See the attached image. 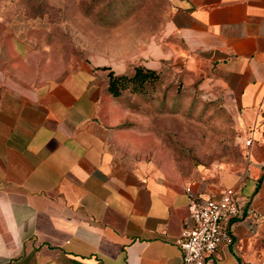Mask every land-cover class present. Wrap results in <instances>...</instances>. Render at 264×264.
<instances>
[{
	"label": "crops",
	"instance_id": "0c3cea01",
	"mask_svg": "<svg viewBox=\"0 0 264 264\" xmlns=\"http://www.w3.org/2000/svg\"><path fill=\"white\" fill-rule=\"evenodd\" d=\"M171 4L181 53L236 113L245 164L215 179L138 165L104 117L110 64L71 57V0H0V264H181L188 189L228 186L233 241L206 264H264V0Z\"/></svg>",
	"mask_w": 264,
	"mask_h": 264
},
{
	"label": "rangeland",
	"instance_id": "374dc122",
	"mask_svg": "<svg viewBox=\"0 0 264 264\" xmlns=\"http://www.w3.org/2000/svg\"><path fill=\"white\" fill-rule=\"evenodd\" d=\"M67 9L73 59L109 63L118 72L161 59L156 82L142 92L107 93L103 103L105 119L138 165L213 179L242 168L236 113L204 83L203 66L181 53L168 24L171 0H71Z\"/></svg>",
	"mask_w": 264,
	"mask_h": 264
},
{
	"label": "built area",
	"instance_id": "2783aa9c",
	"mask_svg": "<svg viewBox=\"0 0 264 264\" xmlns=\"http://www.w3.org/2000/svg\"><path fill=\"white\" fill-rule=\"evenodd\" d=\"M250 142L248 136L245 144L248 146ZM238 214L239 207L233 187H225L217 197H202L188 189V218L176 240L181 264H206L207 257L221 243L232 242L230 226Z\"/></svg>",
	"mask_w": 264,
	"mask_h": 264
},
{
	"label": "trees",
	"instance_id": "16d2710c",
	"mask_svg": "<svg viewBox=\"0 0 264 264\" xmlns=\"http://www.w3.org/2000/svg\"><path fill=\"white\" fill-rule=\"evenodd\" d=\"M62 7H56V11ZM68 8V7H67ZM108 69L106 72L105 90L112 96H118L121 92L129 88L135 92L145 90L147 84L156 82L158 78V69L147 67L142 63L135 64L130 71L116 72L110 66H102Z\"/></svg>",
	"mask_w": 264,
	"mask_h": 264
}]
</instances>
